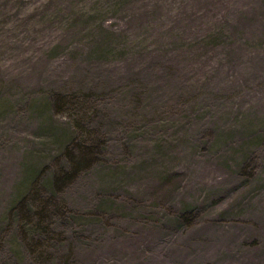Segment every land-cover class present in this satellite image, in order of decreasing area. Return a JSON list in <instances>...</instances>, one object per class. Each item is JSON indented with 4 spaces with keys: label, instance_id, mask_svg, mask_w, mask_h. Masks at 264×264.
I'll list each match as a JSON object with an SVG mask.
<instances>
[{
    "label": "rangeland",
    "instance_id": "374dc122",
    "mask_svg": "<svg viewBox=\"0 0 264 264\" xmlns=\"http://www.w3.org/2000/svg\"><path fill=\"white\" fill-rule=\"evenodd\" d=\"M0 264H264V0H0Z\"/></svg>",
    "mask_w": 264,
    "mask_h": 264
}]
</instances>
